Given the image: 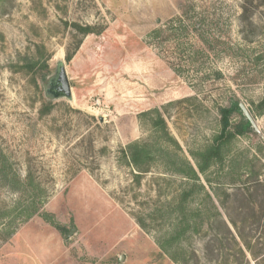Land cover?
I'll list each match as a JSON object with an SVG mask.
<instances>
[{"label": "rangeland", "instance_id": "1", "mask_svg": "<svg viewBox=\"0 0 264 264\" xmlns=\"http://www.w3.org/2000/svg\"><path fill=\"white\" fill-rule=\"evenodd\" d=\"M66 22L102 30L78 34L70 62ZM41 43L73 92L45 116L43 81L16 66ZM263 95L264 0H0V264H184L157 241L186 180L159 161L137 185L121 149L151 139L143 113L159 108L196 166L219 107L237 97L253 115ZM254 115L259 131L200 174L188 264H264V113Z\"/></svg>", "mask_w": 264, "mask_h": 264}, {"label": "trees", "instance_id": "2", "mask_svg": "<svg viewBox=\"0 0 264 264\" xmlns=\"http://www.w3.org/2000/svg\"><path fill=\"white\" fill-rule=\"evenodd\" d=\"M66 24L75 29L77 34L75 33L74 37L76 39L78 34L88 35L102 32L95 25H81L76 22H66ZM81 42L82 39L78 38L74 49L67 50L66 58L69 62ZM51 57L52 53L45 44H36L35 54L32 56L27 54L25 61L16 64V66L30 73L33 82L37 84L38 80L44 81L51 73L52 67L49 62ZM53 106V102L43 101L40 109L41 116L49 114ZM253 106L255 114H263L264 95L258 103H253ZM218 111L221 125L220 132L215 134L205 147L194 153L197 161L196 166L183 153H179L178 150H181L180 144L172 135L167 120L159 108L143 113V116L149 118L153 129L151 139L146 141L134 140L121 149V156L124 162L133 168L134 182L137 185L141 184L143 175L150 172L152 166L159 161L163 162L168 170L181 175L186 180V182H183L185 186H182L177 192L174 200L175 224L167 234L161 235L157 241L159 247L176 262L188 264L192 258L181 244L188 233L192 231L194 225L197 224L196 219L191 214L189 203L198 193V188H204V185L199 183L201 180L200 174L205 175L214 165L220 166L223 164L226 161L228 149L237 137L255 132L251 122L241 110L239 98H232L228 105L220 106ZM191 181L194 183L190 186ZM246 246L256 256L251 244L247 243ZM191 254L198 260V256L194 251Z\"/></svg>", "mask_w": 264, "mask_h": 264}, {"label": "water", "instance_id": "3", "mask_svg": "<svg viewBox=\"0 0 264 264\" xmlns=\"http://www.w3.org/2000/svg\"><path fill=\"white\" fill-rule=\"evenodd\" d=\"M43 87L47 101L54 102L59 98H73L71 82L63 61L59 62L55 69H52L51 73L43 81ZM240 107L251 122L254 130L258 132L259 127L249 109L244 103H240ZM73 232H75V229H72L66 236L71 235Z\"/></svg>", "mask_w": 264, "mask_h": 264}]
</instances>
